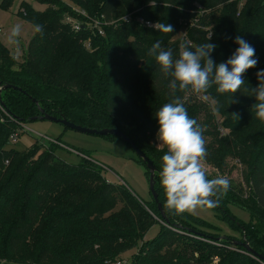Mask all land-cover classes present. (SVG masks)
Instances as JSON below:
<instances>
[{"label":"trees","instance_id":"1","mask_svg":"<svg viewBox=\"0 0 264 264\" xmlns=\"http://www.w3.org/2000/svg\"><path fill=\"white\" fill-rule=\"evenodd\" d=\"M38 1L47 6L44 11L22 3L17 13L22 20L43 26L42 33L31 39L24 60L13 56L0 40V85L11 86L1 95L5 107L0 105V264H110L138 246L133 264H263L235 246L238 240L196 229L198 221H206L165 210L160 172L167 149L156 145L155 113L174 97L168 87L171 78L147 53L159 41L177 59L184 40L193 46L207 42L217 45L211 57L220 63L238 47L237 35L255 48L258 63L243 74L245 82L234 96L218 94L215 85L206 94L188 90L175 95L204 127L203 163L223 176L229 161L247 167L243 178L255 198L253 209L247 205L243 186L227 175L230 190L214 208L239 227L242 241L246 237L264 256L259 232L253 231L250 238L230 210L231 205L242 208L251 213L254 224H264V122L251 108L256 102L251 91L258 84L256 73L264 70V0H246L241 9V1L235 0H156L155 6L150 0ZM14 2L0 0V8L9 10ZM73 8L90 17L108 18L140 10L137 16L171 24L174 30L163 33L131 22L106 28L103 37L88 28L76 32L65 22L68 15L84 21ZM232 96L236 102L232 103ZM40 109L84 128L126 134L158 168L155 188L165 218L153 197L145 202L124 184L109 182L88 156L71 164L55 150L11 147L12 134L40 117ZM219 115L224 119L219 120ZM158 218L164 224L160 233L146 240Z\"/></svg>","mask_w":264,"mask_h":264},{"label":"clouds","instance_id":"2","mask_svg":"<svg viewBox=\"0 0 264 264\" xmlns=\"http://www.w3.org/2000/svg\"><path fill=\"white\" fill-rule=\"evenodd\" d=\"M155 6L156 0H150ZM155 30L172 33L171 24L157 22L152 25ZM37 33H42L43 26H34ZM21 33V26L12 27L9 41L18 43L16 37ZM211 39V35L207 40ZM234 43L238 45L233 54L224 62L216 63L211 53L216 49L214 43L193 46L189 40L180 44L179 58L173 59L171 49H164L159 41L155 42L148 55L155 58L161 71L170 77V95L174 98L165 103L155 113L158 121L156 145L166 148L162 156L160 183L165 195V210L181 215L192 213L197 209L214 208L230 190V180L223 175L209 179L204 159L207 150L204 140V127L188 114L184 103L176 92H191L202 95L213 85L218 94H234L241 88L245 80L243 74L258 63L255 48L242 36L237 35ZM194 47V50H190ZM258 84L252 88L255 103L252 110L256 117L264 122V70L256 73ZM232 96V103L236 102ZM206 98V96H205ZM237 115V114H236Z\"/></svg>","mask_w":264,"mask_h":264},{"label":"rangeland","instance_id":"3","mask_svg":"<svg viewBox=\"0 0 264 264\" xmlns=\"http://www.w3.org/2000/svg\"><path fill=\"white\" fill-rule=\"evenodd\" d=\"M64 1L72 2L70 0ZM22 3H26L39 11H44L47 8L46 5L39 3L38 0H15L13 6L9 10L0 8V29L3 31V33L0 34V40L11 50V54L17 56L16 58L20 61L24 60L28 45L36 34L33 24L17 16ZM16 24L21 26V33L19 37L15 38L19 42L12 43L9 41V36L12 27ZM218 119L223 120L224 117L219 115ZM15 133L19 135V138L16 144H10L14 149L23 151L34 150L40 147L39 149L42 152L55 150L60 158L71 164H78L83 157L88 156L98 165L103 176L109 182L124 184L137 195L139 199L145 202L152 200L147 170L144 164L140 162L133 148L121 138L109 139L106 137L89 135L68 129L60 123L48 120L26 122L23 124V127ZM219 157L222 159L223 153H221ZM228 163L229 168L225 171V175L230 179L232 178L237 184L243 186L242 192L247 201V205L249 208L253 209V206H255L254 195L252 194V190L244 185L243 174L248 171L247 167L238 163L237 160L233 162L229 161ZM204 166L208 174H212L215 177L220 176V174H218V169L215 167L213 168V166L211 167L206 163H204ZM230 210L239 218L238 221L246 226V231L249 233L250 238L253 231H258L259 237L263 239L264 242L263 223L255 221L254 224L251 213L242 208H236L231 205ZM186 213H184V217L189 216ZM188 214L207 222L203 223L198 221L196 229L200 232L214 235L218 238L228 237L233 240H243L239 227L232 224L229 219L223 217L219 212L217 213L215 208L197 209L195 212ZM219 214L222 218L219 217ZM189 218L191 219V217ZM261 221L264 222V219ZM162 225H164L163 221L158 218V223L149 230L145 239H155L160 233ZM244 241H246V237ZM207 242L204 241V244L214 247L219 246V243H215L214 241ZM226 248H230L233 251L236 250L235 247L232 246H227ZM139 249L138 246L124 253L120 258L122 264H133ZM213 263L216 264L215 261Z\"/></svg>","mask_w":264,"mask_h":264},{"label":"water","instance_id":"4","mask_svg":"<svg viewBox=\"0 0 264 264\" xmlns=\"http://www.w3.org/2000/svg\"><path fill=\"white\" fill-rule=\"evenodd\" d=\"M9 88H11L10 85H5V86L0 85V105L3 108L5 106L2 102L1 95H2L3 90L9 89ZM14 89H16V88H14ZM40 111H41L42 115L40 117L34 118L33 121L48 120V121H52V122H57V123L62 124L64 127L68 128V129L76 130V131L81 132V133H85V134H89V135H95V136H101V137L113 136L116 138H121L123 141L128 143L133 148V150L135 151L139 160L142 161L146 170L149 173L150 191H151L152 197H153L154 201L156 202V204H158V208L162 214V217L165 218V212L163 210L162 204L159 202L158 194H157L156 188H155L156 174L159 173L158 168L156 167L154 162L126 134H124L122 131L117 130V129L97 130V129L84 128V127L78 126V125H76V124H74V123H72V122H70L64 118H56V117L50 116L48 114H45V112L42 109H40ZM190 232H194V231L190 230ZM234 245L243 247L248 254L257 258L259 261H261L264 264V256L259 254L257 251H255L250 246V244L247 242V240L244 242L243 241H235Z\"/></svg>","mask_w":264,"mask_h":264},{"label":"built area","instance_id":"5","mask_svg":"<svg viewBox=\"0 0 264 264\" xmlns=\"http://www.w3.org/2000/svg\"><path fill=\"white\" fill-rule=\"evenodd\" d=\"M235 1H241V4H239V8H243V4L246 0H235ZM74 11H76V13L84 18V21L79 20L71 15L66 16L65 18V22L69 25H71V27L73 28L74 31L79 32L82 29L88 28L89 30H91L92 32H94L95 34L99 35V36H105L106 35V28H117L119 26H122L123 24L126 23H137L139 25H142L146 28H152L154 29V27L152 25H154L157 22H153L150 20H146L144 17L142 16H137V13H139L140 10H135L133 12L124 14L120 17L114 18H108L105 15L102 16H98V17H90L88 16V14L86 13L85 10H81V9H76L73 8ZM3 31L2 29H0V34H2ZM86 47L91 50L92 46H91V41L87 40L85 42ZM221 134L222 136L226 135V131L221 129ZM18 138L19 135L17 133L12 134L11 138H10V144H16L18 142ZM110 264H122L121 261L115 262V263H110Z\"/></svg>","mask_w":264,"mask_h":264},{"label":"crops","instance_id":"6","mask_svg":"<svg viewBox=\"0 0 264 264\" xmlns=\"http://www.w3.org/2000/svg\"><path fill=\"white\" fill-rule=\"evenodd\" d=\"M15 57H17V56H15Z\"/></svg>","mask_w":264,"mask_h":264}]
</instances>
